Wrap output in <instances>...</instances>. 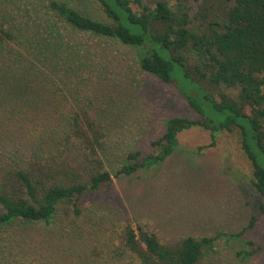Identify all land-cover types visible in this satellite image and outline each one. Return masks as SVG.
<instances>
[{
	"label": "trees",
	"instance_id": "1",
	"mask_svg": "<svg viewBox=\"0 0 264 264\" xmlns=\"http://www.w3.org/2000/svg\"><path fill=\"white\" fill-rule=\"evenodd\" d=\"M95 1L110 22L48 0L52 15L41 23L47 28L23 32L25 43L0 19V234L10 229L17 235L0 245L1 264H209L214 237L165 242L128 219L119 232L105 224L97 229L99 221L86 230L82 201L115 178L160 165L178 147L177 135L191 128L209 130L211 146L221 131L238 127L252 164V186L264 196V0H195L194 15L190 0L175 6L168 0L153 6L142 0ZM64 30L140 48L139 69L174 83L199 116L167 119L149 151H125L115 165L107 133L81 94L85 69L90 74V47L76 36L73 46ZM221 85L238 89L237 96L219 90L216 100L208 87ZM257 221L252 215L235 236ZM51 222L60 223L52 234L58 252L37 249L22 233ZM87 233L97 236L93 244ZM31 254L39 257L27 259Z\"/></svg>",
	"mask_w": 264,
	"mask_h": 264
},
{
	"label": "rangeland",
	"instance_id": "2",
	"mask_svg": "<svg viewBox=\"0 0 264 264\" xmlns=\"http://www.w3.org/2000/svg\"><path fill=\"white\" fill-rule=\"evenodd\" d=\"M60 1L94 19L110 22L95 0ZM156 1L142 0V3L153 6ZM168 2L171 6L177 4V0ZM47 3L48 0H0V19L6 27L12 25V29L20 32L19 39L25 43L28 36L23 32L42 33L47 28L41 25L52 15ZM189 4L190 14H196L197 2L190 0ZM131 5L140 10L136 3ZM58 23L63 26L61 21ZM64 31L68 34L69 30ZM69 35L66 37L73 46H77L73 38L76 36L80 39L78 43L90 47L86 61L90 74L85 69L81 94L90 101V115L107 133L108 152L115 165L123 162L120 155L125 151L135 148L149 151L150 141L162 135L167 119L199 116L174 83L163 82L139 69L140 48L72 31ZM175 79L180 80L178 76ZM219 90L233 98L238 93V89L223 85L217 89L208 87L216 100ZM177 138L178 147L157 167L139 169L131 176L115 178L100 190L89 192L82 201L81 223L91 230L92 222L99 221L97 229L103 230L106 225L110 231L119 232L128 219L133 226L142 224L156 232L165 242L188 235L211 236L214 246L206 258L209 264H264V196L252 186V164L242 148L239 128L221 131L211 146H207L211 142L210 132L204 128L184 130ZM200 146L205 147L198 149ZM254 214L258 215L255 226L235 236ZM59 224L39 223L22 233L37 249L58 252L52 234ZM105 236L111 233L108 231ZM15 237L16 233L8 229L0 234V245ZM87 237L88 244L97 239L89 233ZM252 249L255 252L247 255ZM1 254L0 250V264ZM33 256L39 254L26 258Z\"/></svg>",
	"mask_w": 264,
	"mask_h": 264
}]
</instances>
